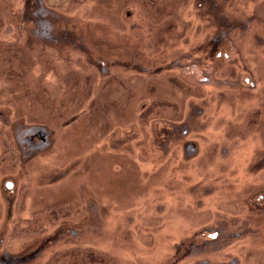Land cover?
<instances>
[{
  "label": "rangeland",
  "instance_id": "obj_1",
  "mask_svg": "<svg viewBox=\"0 0 264 264\" xmlns=\"http://www.w3.org/2000/svg\"><path fill=\"white\" fill-rule=\"evenodd\" d=\"M41 1L0 0V264H264V0Z\"/></svg>",
  "mask_w": 264,
  "mask_h": 264
},
{
  "label": "trees",
  "instance_id": "obj_2",
  "mask_svg": "<svg viewBox=\"0 0 264 264\" xmlns=\"http://www.w3.org/2000/svg\"><path fill=\"white\" fill-rule=\"evenodd\" d=\"M38 2H37V4H36V10L38 11V9H40L41 7H43V3H42V1L41 0H37ZM199 4H201V3H199ZM43 10H44V8H43ZM48 16L49 15H47L46 13L44 14V15H42V20H40L41 19V17H39L38 16V21H37V24L38 25H40L41 27H43V25H45V24H43L44 22H46V23H48L46 20L48 19ZM220 24H217V26L218 27H220L219 26ZM218 27H216V25H215V27H214V29H218ZM38 28H40V27H38ZM216 31V30H215ZM221 55V54H220ZM220 55H218V56H220ZM245 81V80H244ZM260 198V197H259ZM61 210V208H57V207H48L47 209H45V211H43V212H47V215H48V217H47V220L48 221H52L51 219H53V218H56V217H58V215H59V213L61 212L62 213V210ZM72 209H69L67 212H65L64 214H65V216H68L69 214H71V211ZM64 212V211H63ZM40 213V212H39ZM37 229H39V228H36V227H28V226H26V227H19V225H17V224H15L14 226H13V231H12V233H13V235H16V236H19L20 234H22V233H27V234H33V233H35L36 231H37ZM90 255H89V262H87V263H85V264H91V263H93V261L94 260H96L95 258L93 259L92 257H93V254L94 253H92V252H90L89 253Z\"/></svg>",
  "mask_w": 264,
  "mask_h": 264
},
{
  "label": "flooded vegetation",
  "instance_id": "obj_3",
  "mask_svg": "<svg viewBox=\"0 0 264 264\" xmlns=\"http://www.w3.org/2000/svg\"><path fill=\"white\" fill-rule=\"evenodd\" d=\"M221 3H222V1L218 2V3H215V5L218 6V5H221ZM205 5H206V1L203 0V2L201 3V6H205ZM207 14H208V11H207ZM228 36H229V34L227 33V31H222L220 34H216L215 37H214V41L215 42L213 44L212 43L208 44V47H206L205 50L212 49L213 46H216V49L220 48V46L222 45V42H223L224 46L230 44V43H228L229 42L228 41ZM241 37H242V33H241Z\"/></svg>",
  "mask_w": 264,
  "mask_h": 264
},
{
  "label": "crops",
  "instance_id": "obj_4",
  "mask_svg": "<svg viewBox=\"0 0 264 264\" xmlns=\"http://www.w3.org/2000/svg\"><path fill=\"white\" fill-rule=\"evenodd\" d=\"M27 2H32V4H33V8H32V10H26L27 12H28V15L32 18V24H33V28L35 29H37L38 27L37 26H39L41 29L42 28H48V26H47V23L45 22L44 24L45 25H43V27H41L40 25H38L37 24V21H38V15H37V10H36V4H37V0H26ZM27 2L25 3V9H27L26 8V6H27ZM43 3V2H42ZM30 29H32V28H30ZM30 29H29V31H30Z\"/></svg>",
  "mask_w": 264,
  "mask_h": 264
},
{
  "label": "water",
  "instance_id": "obj_5",
  "mask_svg": "<svg viewBox=\"0 0 264 264\" xmlns=\"http://www.w3.org/2000/svg\"><path fill=\"white\" fill-rule=\"evenodd\" d=\"M8 186H9V184H8Z\"/></svg>",
  "mask_w": 264,
  "mask_h": 264
}]
</instances>
